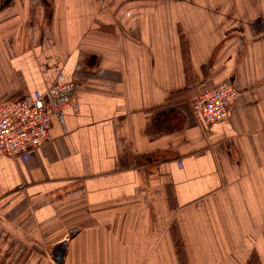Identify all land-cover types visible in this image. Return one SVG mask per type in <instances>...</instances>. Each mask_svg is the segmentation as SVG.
<instances>
[{
  "label": "crops",
  "instance_id": "obj_1",
  "mask_svg": "<svg viewBox=\"0 0 264 264\" xmlns=\"http://www.w3.org/2000/svg\"><path fill=\"white\" fill-rule=\"evenodd\" d=\"M91 2L0 0V103L74 82L80 105L0 159V264H264V0Z\"/></svg>",
  "mask_w": 264,
  "mask_h": 264
},
{
  "label": "built area",
  "instance_id": "obj_2",
  "mask_svg": "<svg viewBox=\"0 0 264 264\" xmlns=\"http://www.w3.org/2000/svg\"><path fill=\"white\" fill-rule=\"evenodd\" d=\"M74 82L58 83L45 92L27 94L17 101L0 103V159L8 157L28 161L32 153L48 144L53 118H62L66 110H79ZM239 90L230 81H222L203 92L193 111L206 125L227 119Z\"/></svg>",
  "mask_w": 264,
  "mask_h": 264
},
{
  "label": "rangeland",
  "instance_id": "obj_3",
  "mask_svg": "<svg viewBox=\"0 0 264 264\" xmlns=\"http://www.w3.org/2000/svg\"><path fill=\"white\" fill-rule=\"evenodd\" d=\"M91 1H92L91 4H93V1H94V0H91ZM109 1H111V0H99V5H100V6H103L104 2H105V4H108ZM142 1H143V0H142ZM212 1H213V0H207V4H210ZM128 2H129V1H128ZM259 2H260V1H259ZM233 4H234V7H235V1H234ZM74 6H77V5H74ZM257 7H259L258 4H257ZM258 11L260 12V10H258ZM260 13H261V12H260ZM259 16L261 17V16H262V13H261ZM242 19H244L243 16L240 17V20H239V22H238V25L240 26V30H237L238 32L235 34V37H237L239 40H240L239 36L242 35L243 33L245 34V28H244V27L248 24V23H244V22H246V21L243 22ZM255 19H257V16L255 17ZM248 22H249V21H248ZM252 23H254V24H251V27H254V29L251 30V32L253 31V32L255 33V35H257V34H259V33L262 32V34H263V36H264V25L261 26L260 29H259V28H258L259 22H257L256 20H255V21L252 20ZM260 24H262V22H260ZM247 28H249V27H247ZM256 32H257V33H256ZM249 33H250V32H249ZM170 255H172L174 259H178V257H179L180 260L185 259V254L175 253V254H170ZM179 255H180V256H179ZM254 264H257V263L255 262Z\"/></svg>",
  "mask_w": 264,
  "mask_h": 264
},
{
  "label": "water",
  "instance_id": "obj_4",
  "mask_svg": "<svg viewBox=\"0 0 264 264\" xmlns=\"http://www.w3.org/2000/svg\"><path fill=\"white\" fill-rule=\"evenodd\" d=\"M66 254V244H61L54 248L53 255L56 262L62 263Z\"/></svg>",
  "mask_w": 264,
  "mask_h": 264
}]
</instances>
